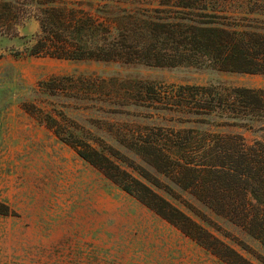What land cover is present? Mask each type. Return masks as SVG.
Returning a JSON list of instances; mask_svg holds the SVG:
<instances>
[{
	"label": "trees",
	"instance_id": "trees-1",
	"mask_svg": "<svg viewBox=\"0 0 264 264\" xmlns=\"http://www.w3.org/2000/svg\"><path fill=\"white\" fill-rule=\"evenodd\" d=\"M153 2L0 0V36L32 17L40 27L28 49L32 56L264 74V0ZM75 78L55 76L41 87L55 95L78 90L91 99L101 92L112 113H122L118 106L150 104L176 113L180 127L133 123L124 133L109 129L116 135L111 143L96 135L78 137L59 113L44 115L41 109L40 120L120 188L222 261L257 264L204 226L198 218L210 222L211 217L195 203L181 207L177 202H183V194L169 183L264 247V135H258L264 134V87H158L143 80ZM245 131L256 137L249 142ZM127 149L143 163H128Z\"/></svg>",
	"mask_w": 264,
	"mask_h": 264
},
{
	"label": "rangeland",
	"instance_id": "rangeland-1",
	"mask_svg": "<svg viewBox=\"0 0 264 264\" xmlns=\"http://www.w3.org/2000/svg\"><path fill=\"white\" fill-rule=\"evenodd\" d=\"M39 29L28 17L14 33L0 36V264H227L120 188L40 120L41 109L44 115L59 113L78 137L96 135L112 143L116 135L109 129L124 133L133 123L180 127L174 123L176 113L140 103L112 113L101 92L93 99L78 90L55 95L41 85L55 76L75 75L76 80H143L158 87L224 83L263 88L264 74L32 56L28 49ZM244 135L249 142L256 137L252 131ZM125 152L128 163H143ZM169 185L183 194V202H177L181 207L195 203L211 217L210 222L198 218L204 226L262 264L256 258L264 259L259 241Z\"/></svg>",
	"mask_w": 264,
	"mask_h": 264
}]
</instances>
